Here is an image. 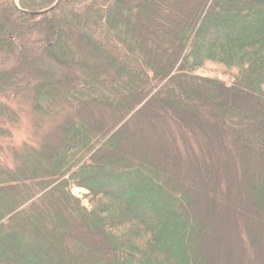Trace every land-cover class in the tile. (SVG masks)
<instances>
[{
	"label": "trees",
	"instance_id": "16d2710c",
	"mask_svg": "<svg viewBox=\"0 0 264 264\" xmlns=\"http://www.w3.org/2000/svg\"><path fill=\"white\" fill-rule=\"evenodd\" d=\"M54 2L0 0V54L22 52L41 32L53 65L68 71L36 81L0 71V85L26 102L35 129L15 144L5 124L14 127L19 111L0 100V264H74L75 256H91L90 264H221L227 248L222 264H235L231 239L241 245V264H264V190L256 186L264 181V0H168L157 17L173 30L161 27L152 39L140 33L155 16L146 0H59L42 14L21 11ZM75 42L84 57L74 56ZM206 61L235 69L233 81L196 74ZM191 87H199L194 100L183 103L177 90ZM145 128L159 135L160 155L135 145ZM200 136L215 155L228 154L219 166L225 177L208 174L210 190L196 172L202 163L185 167L179 150ZM252 142L262 164L255 171ZM166 157L179 164L164 165ZM224 178L231 205L258 195L256 218L244 219L250 238L228 213L235 204L222 199ZM73 186L87 191L88 206ZM61 209L77 227H65Z\"/></svg>",
	"mask_w": 264,
	"mask_h": 264
},
{
	"label": "rangeland",
	"instance_id": "374dc122",
	"mask_svg": "<svg viewBox=\"0 0 264 264\" xmlns=\"http://www.w3.org/2000/svg\"><path fill=\"white\" fill-rule=\"evenodd\" d=\"M168 0H146L147 4L150 7V11L155 15H151L152 22L147 23V27L146 29H142L140 30L141 35L145 36L147 39H152L153 38V34L154 33H159V30H161L163 27L164 29H168L170 31L173 30V25L168 23V22H162L161 19H159L157 17V15L160 14H165L166 13V8H165V2ZM149 2V3H148ZM143 22H145V20H142V24ZM140 24V23H139ZM140 27V25H139ZM75 40H77V37H74ZM43 41V34L41 32L39 33H34L31 36L28 37V39L25 42V46L28 45L29 48H21L22 52L19 53H15L13 55H2L0 54V71L3 70L2 72L4 73H9V75L15 80L18 81V79H24V78H30L33 80H42L43 78H49L50 79H56V78H60L59 75L62 73L65 75V72H68L66 70V68H63L62 66H55L53 65L51 58H49L46 54V52L44 51L43 47H44V42ZM80 46H85L87 49L91 50V46L90 44H87L85 41H80L79 42ZM74 47V56L75 57H84L85 55L81 52V50L78 48V44L75 42L73 44ZM62 53L66 54L64 47H62ZM94 53V59H97L101 62H103L105 65L108 62V57L102 56L101 54H98L97 52H93ZM101 55V56H100ZM59 63V62H58ZM73 72L75 74V70L73 69ZM196 74H198L199 76L202 77H207V78H217L219 80H222L224 83H226L227 85H229L233 79L234 76L236 74V70L233 68H229L226 67L225 65L222 64H217L211 61H206L200 68H198L195 72ZM69 75V74H68ZM71 75V74H70ZM39 78V79H37ZM9 82V81H7ZM0 88H5L0 89V100L9 103V105L11 107H14L16 109H18L19 111V119L17 123L14 127L10 126L9 124H5L6 126H9L11 128V133L13 135V142L15 144H20L23 140L28 139L29 137L32 136V132L35 131V129L32 127V120L31 117L26 113V108H27V104L26 102H18V98L20 97H16L14 98V96L11 94V92H9L7 89L10 88V86L8 85V83H3V85H0ZM191 89H187L188 91L184 90L183 88L177 90V92L181 95V93H183V96H181V100L183 103L188 102L189 101H193L194 100V94H190V92L195 93L196 89H199V87H191ZM191 90V91H189ZM202 92L204 93V95L206 96L205 101L207 99H210V95H208L209 91H206L205 89H202ZM220 98V97H218ZM44 102L42 101V104ZM207 103V102H205ZM129 117V116H128ZM127 117V118H128ZM138 124H140V121H135ZM131 125V124H130ZM129 126V125H128ZM226 127H227V133H230L231 128H230V124L228 122H226ZM128 129H131V126L128 127ZM199 133V132H198ZM200 134V133H199ZM197 135V132H196ZM201 135V134H200ZM198 136V135H197ZM202 136V135H201ZM201 138V140L203 142H199L200 140H198V143H193L190 142L189 145L186 142L185 144L183 143H179V150H180V155H182L184 157V166L187 167L188 164L190 165L189 162L194 163L195 159L197 160L198 163H202L201 165L197 166L198 170H196L197 174H199L200 176H203L204 178L206 177V180L204 179V183L207 185V187L210 189H212L214 187L213 185V180L210 179V176L208 175L209 173L216 176V177H220L221 179L223 177H225L224 175H220L219 172V166L221 165V161L225 158L227 159L228 154L226 152L223 153V155H220V153L217 155L215 148H212V150H209L208 147H206V144L204 143V139ZM126 139L124 141V143L122 144L123 148H128L129 144L131 143V141L128 138H124ZM138 142L137 144H135L137 147H140L144 144V146H147V148H149V153L152 154V156H157L160 155V151L158 150V147L156 144H159V135L154 133V130L145 128V130H143V132H141V135L139 137L135 138ZM161 141H163V139L161 138ZM256 142H252V144L250 145V147H252L253 152L249 157V164L251 165V168L253 171L255 170H259L261 169V162L259 161V153L258 150L256 149ZM212 146H210L211 148ZM141 148V147H140ZM206 148V150H205ZM218 148V147H217ZM214 156V157H213ZM264 156V154H263ZM197 157V158H196ZM213 157V159H212ZM215 160V165H212L213 168H210L209 170V165L208 162H210V165L213 164L211 162ZM169 157L164 158V162L163 164L169 167H173L175 166L176 163L178 162H174V165H170L169 163ZM43 166L44 161L40 162ZM179 164V163H178ZM191 165H195V164H191ZM264 165V164H263ZM211 167V166H210ZM171 171H173V168L170 169ZM192 170V169H191ZM224 173V172H223ZM174 174V173H173ZM193 174L194 177L193 178V189L198 190V187L201 183L200 180L201 178H197L196 179V173L194 172ZM261 177V176H260ZM224 182H225V188L221 189V196H224L225 198H222L223 201L229 203L227 206L230 207L231 203L233 201L229 200V196L227 195V191L228 188L230 186L229 180L227 178H224ZM199 183V184H198ZM202 184V188L203 185ZM213 186H211V185ZM257 187L262 188V190H264V181L261 180V178L258 179L257 181ZM236 189H239V185L235 186ZM72 192L78 196L82 203L85 206H88V199L84 198V195L87 193V191L84 188H80V187H76L73 186L72 187ZM213 193L215 194V192L213 191ZM253 195L255 198H251L247 204H243L244 200H246V195L243 196V201H240L239 203H234L235 204V209L234 211H228L229 215H232V213L235 215V218L237 217V223L239 225V228H241L245 231H247V233L249 232V226L250 223H248L247 221H244L245 216H253L256 218V214L254 211V208H258L257 205V201H258V195L255 193V191L253 190ZM16 196V195H15ZM127 200L129 198H127L126 195H123ZM255 199V200H254ZM243 202V203H242ZM234 204H232L231 206H234ZM147 205H144V207H146ZM143 208V206H141ZM227 207V210L229 209ZM253 208V209H252ZM145 209V208H144ZM259 209V208H258ZM226 210V209H225ZM251 213V215H250ZM61 214L62 217L65 218L66 222H65V227L68 228L70 226H74L77 227V225H75V223H73V220L71 219V212L68 211L67 209H61ZM44 218H45V224H47V226H50V222H54V217H53V213L47 208L46 212L44 213ZM260 217L261 215L258 214ZM259 217V218H260ZM233 218V217H232ZM241 218V219H240ZM239 220V221H238ZM247 228V229H245ZM232 228H228V234L230 235L232 233ZM241 230V231H242ZM243 230V231H244ZM61 233L64 234L65 231L61 230ZM248 237L250 238V232L248 233ZM232 243L235 245V252L237 253L236 255H233V257H235L236 262L235 264H241L240 260L242 259L241 257V245L238 244L237 242H235L234 239H231ZM232 243H230L231 245H233ZM259 244L261 245L262 242H259ZM229 244H227L228 247ZM261 248H264L261 246ZM248 249L249 251L251 250L252 253L250 252V254L252 256H256L257 253H254L253 248H255V245L251 242V240L249 239V245H248ZM257 246V245H256ZM231 248V247H230ZM228 249V248H227ZM224 252V257L225 255H228L229 258V252L227 251ZM262 250V249H261ZM264 250V249H263ZM244 251V250H243ZM262 252V251H261ZM264 252V251H263ZM222 258V263H225L223 261H227L226 257ZM74 260V264H90L93 262V258L91 256H88L87 259H82L78 256H75L73 258ZM3 263H9L8 260H2ZM221 263V264H222ZM261 264V263H258Z\"/></svg>",
	"mask_w": 264,
	"mask_h": 264
},
{
	"label": "water",
	"instance_id": "95a60500",
	"mask_svg": "<svg viewBox=\"0 0 264 264\" xmlns=\"http://www.w3.org/2000/svg\"><path fill=\"white\" fill-rule=\"evenodd\" d=\"M59 0H55V2L50 5L47 8L41 9V10H36V11H31V10H21L22 12L29 14V15H38V14H42L45 12H48L50 10H52L57 4H58Z\"/></svg>",
	"mask_w": 264,
	"mask_h": 264
}]
</instances>
